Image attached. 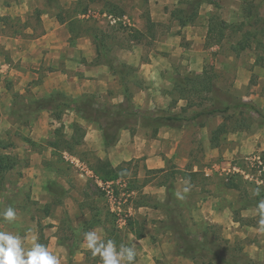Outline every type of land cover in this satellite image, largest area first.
Returning <instances> with one entry per match:
<instances>
[{
    "label": "rangeland",
    "instance_id": "1",
    "mask_svg": "<svg viewBox=\"0 0 264 264\" xmlns=\"http://www.w3.org/2000/svg\"><path fill=\"white\" fill-rule=\"evenodd\" d=\"M108 1L117 8L113 11V17L118 21L113 25L102 17V13L108 9L103 8L100 4L89 5L85 15L82 16L77 0H59L58 8L56 3L50 6L45 0H0V138L9 145V148L0 150V155L6 154L17 159L15 167L5 175L6 188L4 191H0V213L7 207H12L16 210L17 219L9 223L0 215V231L19 235L27 250L30 249L28 248L30 244L27 241V235L31 229L38 232L39 224L42 237H46V239L42 238L43 242L40 244L47 247L48 238H55L51 242L50 252L58 257L60 264H75L74 261L80 254L85 257L86 251H89L85 258L86 264H102L95 262L98 256L91 253L84 241L83 234L92 230H95L105 240H114L117 247L124 244L142 250L146 256H143L139 264H205L213 262L214 253L224 255L229 248L220 230L208 221L200 220L193 209L206 199L207 193L200 190L202 186L207 182H217V189L230 195L231 201L241 207L248 204V201H253L256 196L259 197L264 191V173L258 174L255 162V157L259 156L264 164V152L260 153L257 150L252 153L234 152V148L231 147V143H237L232 139L234 135L246 137L258 132L264 137V119L258 118L253 111L241 106L243 103L254 105L264 114L263 26H260V31L255 35L248 36L246 41L249 43V47L247 49L236 53L231 48L243 38V31L250 29L248 26H244L242 30H239L237 27L243 23V3L252 1L258 7L255 16H257V24H262L264 22V0H218L220 8L212 11L207 5L201 6L198 19L190 26L205 27L208 18L215 14L225 22L236 25L237 28H228L225 31V38L217 45L214 42L208 45L206 34L202 30L205 35L202 46L204 53H201L202 59L200 56L193 59L202 60L203 70L197 73L189 71L183 74L176 71L174 75L175 81H180L182 84L188 83L185 93H182L181 90L174 91L173 103L170 107V109H175L174 113L187 118L212 106L228 105L230 107L231 119L229 122H225L223 116H200L191 121L195 122V125H199L198 137H204L207 132L212 131L221 118L227 129L234 132L218 136L219 156L204 164L207 169L211 168L213 164L219 165L220 169H223L220 170L222 175H227L228 182L222 179L224 177L211 180L199 175L193 178L192 182L188 181L190 185L187 186L189 188L187 193H183L185 187H176L178 192L184 194L183 200L177 199L174 191V198L178 204L177 212L182 215L185 227L189 231L184 239L198 240L207 236L215 245L213 251H208L207 258H197L195 261L180 255L183 252H190L182 247L184 245L181 235L171 232L166 225L172 216L170 212L172 206L164 202L165 186L163 184L176 182L172 168L167 174L145 173L142 161L133 160L129 165H123L126 169L124 178L112 183L107 182L109 188H106L107 183L103 182L105 185L100 187L98 181L101 180L93 170L95 161L98 159L94 148H98V141L101 140L100 136L102 137L97 124L83 121L73 112H65L59 122L52 118L49 111L29 115L22 113L21 118H17L11 112L13 94L30 98H42L48 94L40 95L42 92L38 91L41 76L35 80L31 79L30 75L29 77L25 74L22 75L18 63L11 60V53L21 51L22 48L28 47L30 42L40 38L45 33L44 25L49 28L54 27V21H56L54 15L57 12H61L65 19L75 17L85 25L103 33L111 54L118 50L137 49L140 61L146 62L149 60L148 55L151 51L156 49L155 42L164 41L168 35H172L179 38L176 45H173L176 53L175 58H183L182 51L188 49L190 42L185 39L182 30L178 29L177 22L171 20L169 15L171 10L181 6L179 1L183 0ZM119 11L122 13L119 14ZM145 13H148L151 20L157 23L153 29L155 40L136 43L129 38L128 32L130 30L145 31ZM87 14H89L88 17ZM62 26L63 30H58L56 34L55 44H60L64 40L69 42L66 25H60L58 29H61ZM90 33L85 32L70 45H78L83 50H90ZM48 42H52V40ZM156 53L164 59L168 56L163 52ZM256 60L259 61L258 65L255 64ZM255 66L259 67L257 73H254ZM132 67L135 71L127 73L125 84L134 102V96L140 89H143V81L138 75V67ZM47 68L41 67L38 71L42 73ZM59 68L63 69V66L60 65ZM186 76L191 80L194 77V81L205 82V85L196 86L200 90L198 92L201 93L194 90L195 83L185 80ZM203 77L204 80H201ZM212 85L213 91H209ZM204 87L209 89L206 90ZM122 94V84L116 77L107 83L103 92L88 95H94L100 105L108 106L122 101ZM177 98H183V101L177 104ZM186 101L187 108L180 111L178 107L186 105ZM135 103L137 104V102ZM170 109L167 113H173ZM76 123L84 129L85 134L79 145L72 150L73 152L48 149L46 142L54 140L57 130H61L63 139H69L72 135V125ZM60 124L63 125L61 129L59 128ZM88 131L90 135L87 140L85 136ZM32 132L35 133L34 140L30 136ZM189 132L192 133V130L190 129ZM32 154L36 160L33 165H30ZM236 166L241 169L243 174L233 172V168ZM86 170L91 171L93 177L89 176ZM26 175H37L39 178L38 184H34L36 195L44 194L42 183H46L45 189L51 194L49 203H39L35 196L33 199L31 198L32 182H29ZM44 175H47L46 180H44ZM51 175L53 176L52 181L49 180ZM244 175H249L248 179H245ZM152 181V187L163 185L164 191L162 189L161 194L151 191L144 192V186ZM230 182L236 185L239 190L230 191L227 189V183ZM257 189H259L258 195L256 194ZM108 190L117 199L115 205L107 195ZM262 199L264 198H260V200ZM49 204V208H44ZM139 206L145 207L139 208ZM236 216L235 213L233 218ZM258 219H260L259 215ZM128 221H133L137 227H141L144 238L148 236L152 243L148 244L143 241L137 243L134 237L127 233L126 224ZM93 223H97V226L88 230ZM251 233H254L253 238L240 240L239 244L243 246V249L247 246V251L253 252L254 259H249L247 252H242V254L252 261L251 264H264V233L258 231L256 227ZM61 243H64L65 246ZM252 243H255L257 249L254 246H249ZM71 245L79 251L76 252L73 260H69L67 254V247ZM233 253L238 255V253L230 251L227 252V255L235 256ZM260 254H262V260L258 261L256 257ZM137 259L135 258V261Z\"/></svg>",
    "mask_w": 264,
    "mask_h": 264
},
{
    "label": "crops",
    "instance_id": "2",
    "mask_svg": "<svg viewBox=\"0 0 264 264\" xmlns=\"http://www.w3.org/2000/svg\"><path fill=\"white\" fill-rule=\"evenodd\" d=\"M207 6L210 11L213 9L216 10V8L211 5ZM52 20L54 19L52 18ZM54 23L55 26L52 28L44 25L43 29L45 33L40 38L30 42L28 47L22 48L19 52H12L11 60L18 63L22 75L25 74L27 77L30 75V78L35 80L41 76V81L38 85V91L40 90L42 92L40 95L46 93L49 95L52 92L60 91L76 99L88 94L103 92L107 83L111 82L114 78L116 79V76H113L105 66H87L80 62L81 59L90 61L95 57L92 40L90 50H83L82 47L78 45L72 46L67 40H64L60 44H55L57 41L56 34L58 30H63V26L61 29L58 28L63 24H59L57 21H54ZM205 27L207 28V25ZM205 27H178V29L182 30V35H184L185 39L190 42L188 49H183V58L180 59L175 58L176 53L173 49V45H176L179 38L172 35H168L164 41L155 42L156 49L151 51L148 55L149 60L146 62L140 61L137 49L112 52L111 55L119 61L130 66L138 67V75L143 81V89H140L134 96V102H137L139 106L136 103L135 105L139 107L140 110H151L156 112L168 111L173 101L175 72L177 71L183 74L184 72L194 71L197 73L203 70L204 64L202 60L193 58L200 56V59H202V54L204 53L202 46L205 37L202 30L206 34L207 29ZM67 36L68 38L70 37L69 33ZM49 40H52V42H48ZM156 52H163L168 56L164 59ZM60 65L63 66V69L59 68ZM41 67L48 68L42 73H39L38 70L41 69ZM258 69L259 67L255 66L254 73H257ZM182 101V99L177 98V104ZM120 102L121 100L115 104ZM184 106L185 105H180L178 109L181 111ZM170 110L173 112L172 114H176L174 113L175 109ZM195 124V122L190 121L182 123L180 127L160 126L157 132L153 134L152 127L146 126L141 121H138L134 126L135 133L133 136L128 129L121 130L117 143L109 147L103 145L102 137L100 136L101 140L98 141V148H93L96 150L95 155L98 159L108 160L113 167L123 166L125 162L141 160L144 164L145 173L154 172L167 174L172 168L174 172L172 174L174 175V179H176V182L172 183L173 190L177 186L187 187L190 185V182L193 181L192 179L199 175L200 177L203 176L211 180L224 177L222 179L228 181L227 175H222V171L220 170L223 169H220L219 165L213 164V166L208 169L204 166V164L215 160L219 156L220 142L217 141V145H214L211 143L210 137L213 130L223 125V119L221 118V121L216 127L201 138L198 137L199 125ZM190 129L192 133H188ZM229 133L231 134L234 132L232 131ZM33 135H35V133L32 132L30 134L32 140H34ZM89 135L90 133L88 131L85 136L87 140ZM232 139L237 142L231 143L234 152L244 151V153H252L255 150L260 153L264 152V137L258 132L249 134L246 137L234 135ZM30 158V165H33L36 160L34 154H32ZM177 171L188 173L191 176L182 178L176 173ZM52 177L51 175L50 181L53 180L51 179ZM26 178L29 179L30 183L32 182L31 198L33 199L35 196L36 200H39V203H49L51 194L45 189L46 183H42L44 194H41L42 196L36 195L34 184H38L39 178L37 175H26ZM46 179L47 175H44V180ZM152 184L153 181L146 184L143 188L144 192L151 191L161 194L164 191L163 185L152 187ZM217 184V182H207L202 186L200 190H204V192L207 193L206 199L201 201V203L193 209L196 211L200 220L208 221L212 226L218 228L222 237L225 238L231 247L241 246L242 252H247V257L249 259H254L252 256L253 252L247 251V246L243 249V246L239 244V242L245 238H253L254 233L251 232L254 227H259L257 209L254 206L248 205H243L242 207L236 206L235 203L231 201L230 195L224 194L223 191L220 192L219 189H217ZM162 189L163 191H161ZM227 189L230 191L236 190L234 188ZM174 191L177 193V188ZM262 194H264V191ZM141 207L145 206H139V208ZM235 213L237 216L233 218ZM33 236L38 238V232L31 229L27 235V241L30 244L28 248H31L33 244ZM42 238L46 239L44 236ZM53 239L55 238H48L47 248L49 251L51 250L50 246ZM134 240L137 243H141V241L148 244L152 243L148 236L145 238L143 237L141 240L135 238ZM250 245L257 249L255 243L249 244V246ZM135 250L137 253L136 258L138 259L134 264H139L146 254L140 249ZM77 251L78 250H75L72 260ZM85 258L86 256L83 257L80 254L74 262L75 264H86ZM256 258L258 261H261L262 254L257 255Z\"/></svg>",
    "mask_w": 264,
    "mask_h": 264
},
{
    "label": "trees",
    "instance_id": "3",
    "mask_svg": "<svg viewBox=\"0 0 264 264\" xmlns=\"http://www.w3.org/2000/svg\"><path fill=\"white\" fill-rule=\"evenodd\" d=\"M48 5H52L56 3V7L58 8L60 6L59 0H45ZM78 5L80 6V15H85V11L87 10L89 5L93 4H100L103 8L108 9V11H105L102 14H107L110 16H114L113 11H115L117 8L112 5L108 0H77ZM179 4L181 6L174 8L170 11V19L177 22V25L179 28H183L186 26L192 25L199 17V10L201 6L203 5H211L216 9H219V3L218 0H183L179 1ZM54 5V6H55ZM257 6L253 4L252 1H245L243 3V23L238 25V29L242 30L244 26H248L250 29L249 31L245 30L243 31V38L236 43V45L232 46V51L236 53H240L241 51L247 49L249 47V43L246 41L248 39V36L255 35L256 32L260 31V26H263L264 30V22L262 24H257V16H255V13L257 12ZM119 10V9H118ZM122 12L119 11V14ZM56 21L59 24H65L68 30V33L70 35L69 37V43L73 42L77 38L83 36V34L91 32V40L92 44L94 46L95 51V57L87 61L86 59H81V64L87 65V66H105L108 68V70L111 72L113 76H116L119 81L122 84L123 87V100L120 103L103 106L97 103L96 97L94 95H86L81 98H72L70 96H67L63 92L55 91L50 93L46 97L42 98H30L24 95L20 94H13L12 101H11V112L17 118H21L22 113L25 115L29 114H38L42 111H49L52 115V118L59 122L61 121L63 115L65 112H73L76 114V116L88 123H94L97 124L99 127V130L102 133V142L105 147L113 146L117 143L119 134L121 130L128 129L130 134L133 136L135 133L134 126L138 123V121H141L144 125L150 126L153 128V134L157 132V129L160 126H173V127H180L182 123L184 122H190L193 120L198 119L200 116L205 117H213V116H223L225 122H229L231 119V116L229 115L230 107L228 105L226 106H216L211 108H205L199 111L198 113L194 114L191 117L184 118L181 115L178 114H172L167 113V111H142L139 110V108L134 104L132 100V95L130 91L127 88V85L125 84V79L127 77V73H133L135 70L132 66L123 63L113 57L111 55L110 49L108 48L105 37L103 36V33H99L98 31L92 29V27H89L88 25H85L84 22L77 20L75 17H71L69 19H65L62 17L61 12H57L54 15ZM144 21H145V31L142 30H130L128 32L129 38L136 42L141 43L144 40L154 41L155 40V34L154 30L157 26V23L153 22L150 18V15L148 13L144 14ZM236 27V25L229 24L225 22L220 16L218 15H211L208 18L207 21V32H206V42H208V45H211L213 42L217 45L222 42V40L225 38V31L228 28ZM236 27V28H237ZM252 27V29H251ZM89 30V32H88ZM256 65H258V60L255 61ZM181 76V75H180ZM194 77H192V80L189 79L186 76V81H189V83H195L194 90L196 92L200 91L196 88L197 85H205V82L203 81H194ZM201 80H204V77L201 78ZM188 85V83L182 84L180 81H175L173 93L175 90H181L182 93L186 92L185 87ZM207 86V85H206ZM207 89V87H204ZM213 91V85L210 87L209 91ZM201 93V92H198ZM182 99L183 98H179ZM173 103V101H172ZM188 103L186 101L185 107L182 109V111L187 108ZM242 107L249 109L253 111L258 118L264 119V114L261 112V110L254 105L243 103L241 105ZM1 119V114H0ZM201 126V123H199ZM63 127L62 124H60V129ZM236 130V129H235ZM234 130V131H235ZM229 132H232L231 130H228L226 125H221L217 127L215 130L211 132V143L216 144L218 141V136L222 134H227ZM59 134V136H57ZM84 129L76 124L72 125V135L69 139H63L61 135V130H57L55 132L54 140H50L46 142V146L52 150H63L67 153L73 152L72 150L79 145L81 139L84 137ZM217 145V144H216ZM9 148V145L5 144L1 138H0V150H5ZM17 163V159L10 155H0V191H4L6 188L5 186V175L7 172L12 170ZM131 163L125 162L123 163L124 166H127ZM94 172L97 174V176L100 178V180L103 183L107 182H115L119 180L120 178H124L125 175V167L123 166H117L113 167L110 162L106 159H96L94 167ZM157 172V171H155ZM177 174L181 176L182 178H188L191 175L185 172L177 171ZM229 181V180H228ZM227 181V182H228ZM145 184V183H144ZM165 186V198L164 202L167 205L172 206L170 209V212L172 213L171 219L166 224L167 228L175 233L181 235V240L183 245V248H186L188 252H183L180 255L184 258L190 259L192 261H195L197 258L199 259H205L208 256V251H213L215 248V245L213 244L212 240L207 237L203 236L200 239H191L187 240L186 238L187 228L185 227V223L182 219V215L177 212V203L174 198V190H173V184H163ZM228 188H234L237 189L236 185H233L231 182L227 183ZM264 194H260L259 197H255L253 201H248V204L246 206H254L257 209V204L260 200V198H263ZM49 205H45L44 208H49ZM176 213V214H175ZM46 214H48V211H46ZM131 220V219H130ZM137 224L133 221H128L126 224V230L127 233L132 235L135 239L141 240L144 237V234L142 232L141 227H137ZM97 226V223H93L89 226L88 230L91 228H94ZM109 237V236H108ZM38 243H42V230L40 228V225L38 224ZM226 242V245L228 246V250H226V253L224 255H221L219 253H214L213 258L214 261L208 262L205 264H251L252 261L249 260L244 254H242V249L237 247H232L230 249V245H228V242ZM65 246L64 243H61ZM71 246L67 247V254L69 260H72V257L74 255L75 248ZM235 252L238 253L236 256L227 255V252ZM85 256L87 258V254L89 251H86ZM87 260V259H86ZM96 263H102L100 260V257H96L95 259Z\"/></svg>",
    "mask_w": 264,
    "mask_h": 264
},
{
    "label": "clouds",
    "instance_id": "4",
    "mask_svg": "<svg viewBox=\"0 0 264 264\" xmlns=\"http://www.w3.org/2000/svg\"><path fill=\"white\" fill-rule=\"evenodd\" d=\"M188 190L185 187L183 193ZM183 193L177 192V199L183 200ZM256 194H259V189ZM257 214L260 217L258 231L264 233V199L257 204ZM0 215L9 223L17 219L16 210L12 207H7ZM83 235L87 248L94 256L100 257L102 264H134L137 255L135 246L121 244L117 247L114 240L103 239L95 230L87 231ZM32 239L31 248L26 250L19 235L0 231V264H60L58 257L45 245L35 242L36 236Z\"/></svg>",
    "mask_w": 264,
    "mask_h": 264
},
{
    "label": "built area",
    "instance_id": "5",
    "mask_svg": "<svg viewBox=\"0 0 264 264\" xmlns=\"http://www.w3.org/2000/svg\"><path fill=\"white\" fill-rule=\"evenodd\" d=\"M88 15L89 14H87L86 16L88 17ZM102 17L105 18L107 20V22L110 23L111 25L116 24L118 21V19H116L110 15H107V14H102ZM255 162L257 163V167H258L257 172H258V174L261 175L262 173H264V164L261 162V159L259 156L255 157ZM233 172H235L236 174H243L241 169L237 166L233 168ZM86 173L89 176L93 177V173L91 171L86 170ZM244 177H245V179H248L249 175H244ZM98 182H99L98 184L100 185V187H102V185H105L102 183V181H98ZM109 183H112V182H109ZM106 188H109L108 183L106 184ZM107 195L109 196L110 201L113 202V205H115V203L117 202V199L115 198L113 193L110 190H108Z\"/></svg>",
    "mask_w": 264,
    "mask_h": 264
}]
</instances>
